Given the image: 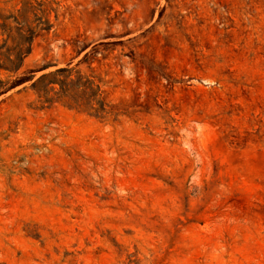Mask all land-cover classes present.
<instances>
[{
  "label": "rangeland",
  "instance_id": "rangeland-1",
  "mask_svg": "<svg viewBox=\"0 0 264 264\" xmlns=\"http://www.w3.org/2000/svg\"><path fill=\"white\" fill-rule=\"evenodd\" d=\"M50 1L0 0V51ZM56 1L0 69V264H264V0ZM61 68L108 116L43 108Z\"/></svg>",
  "mask_w": 264,
  "mask_h": 264
},
{
  "label": "trees",
  "instance_id": "trees-1",
  "mask_svg": "<svg viewBox=\"0 0 264 264\" xmlns=\"http://www.w3.org/2000/svg\"><path fill=\"white\" fill-rule=\"evenodd\" d=\"M49 4L51 6L48 10L36 9L32 6L34 21L28 25L26 31V46L24 48V45L17 43L15 47H7L9 43L7 42L4 51H0L1 70L15 71L20 69L25 57L31 54L33 42L37 35L42 31H51L53 28L51 14L56 10L54 5H58V2L52 0ZM56 17L58 18L57 13ZM73 73L72 69L61 68L53 73L42 75L34 83V89L42 101L43 108H50L55 102H66L74 108L88 111L94 117L101 118L108 116L106 104L98 99L99 88L96 83L83 75H78L77 79L74 80ZM83 80L85 81L81 84ZM56 86L59 88L57 89ZM81 87H87L93 93L91 101L86 106L81 103L82 101L77 96Z\"/></svg>",
  "mask_w": 264,
  "mask_h": 264
}]
</instances>
